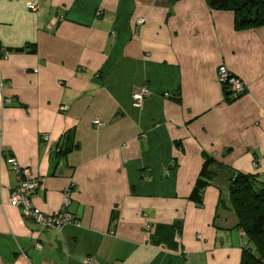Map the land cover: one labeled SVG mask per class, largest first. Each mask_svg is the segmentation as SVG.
<instances>
[{
	"label": "crops",
	"instance_id": "1",
	"mask_svg": "<svg viewBox=\"0 0 264 264\" xmlns=\"http://www.w3.org/2000/svg\"><path fill=\"white\" fill-rule=\"evenodd\" d=\"M12 159L41 213L70 190L77 226L24 221ZM235 173L264 184V27L237 31L206 0H0V264H240Z\"/></svg>",
	"mask_w": 264,
	"mask_h": 264
},
{
	"label": "trees",
	"instance_id": "2",
	"mask_svg": "<svg viewBox=\"0 0 264 264\" xmlns=\"http://www.w3.org/2000/svg\"><path fill=\"white\" fill-rule=\"evenodd\" d=\"M179 2L182 0H174ZM216 12H232L237 31L264 27V0H206ZM207 159L191 193L190 200L201 204L202 192L214 180ZM231 211L237 220L236 229L243 232L250 248L242 251L240 264H264V184L256 176L235 173L229 186Z\"/></svg>",
	"mask_w": 264,
	"mask_h": 264
},
{
	"label": "built area",
	"instance_id": "3",
	"mask_svg": "<svg viewBox=\"0 0 264 264\" xmlns=\"http://www.w3.org/2000/svg\"><path fill=\"white\" fill-rule=\"evenodd\" d=\"M31 11H36L35 5H30ZM143 20L138 22L139 25ZM217 81L226 90L231 99H238L246 92V86L238 78L234 77L224 66H220L217 71ZM148 95L146 89L135 92L132 95L133 105L136 108L141 107L143 99ZM10 99H5L4 104L9 105ZM95 125L101 127L102 123L95 121ZM14 166L17 176L18 185L11 192L9 205L21 211L24 221H29L34 224L41 232H62L68 225H78L77 220L67 211L71 202L70 190H66L63 197L62 206L59 210L51 215H45L32 206V199L35 191L38 188L39 181L32 178L31 172L27 168L17 166L14 159L10 161ZM150 231V227H146ZM36 249L41 250V246L36 245Z\"/></svg>",
	"mask_w": 264,
	"mask_h": 264
}]
</instances>
